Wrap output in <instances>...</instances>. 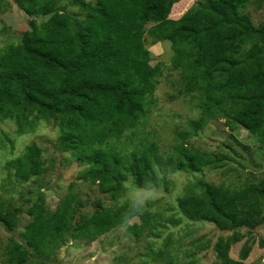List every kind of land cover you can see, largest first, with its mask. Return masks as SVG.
I'll return each mask as SVG.
<instances>
[{"label": "trees", "instance_id": "16d2710c", "mask_svg": "<svg viewBox=\"0 0 264 264\" xmlns=\"http://www.w3.org/2000/svg\"><path fill=\"white\" fill-rule=\"evenodd\" d=\"M55 1L13 0L26 15L48 19L0 53V117L15 121L18 136L33 132L38 121L52 122L61 148L87 165L78 177L97 185L111 201L129 178L139 189L158 188L170 172H201L222 161L184 144L167 156L147 141L126 154L109 147V141L128 132L127 139L137 137L152 104L162 72L160 65L150 64L147 38L152 44L170 42L171 69L181 77L179 94L198 101L200 116L189 121L181 137H192L221 118L228 127L234 123L260 137L264 147V20L252 23L245 11L248 0H198L183 14L188 0H70L82 19ZM171 12L180 17L171 19ZM41 152L35 144L26 146L7 162L6 171L20 182L44 174ZM73 199L68 193L51 212L39 194L27 209L31 220L20 232L22 242L11 241L3 264H48L69 234L94 240L134 216L129 203L112 209L100 201L91 213H78ZM178 207L189 219L220 230L253 229L263 219L264 178L240 189L193 184ZM20 210L0 206V225L15 230ZM239 240V235L217 240L214 250L223 264H238L228 252ZM163 254L159 250L154 261L173 264ZM248 254L242 247L241 260Z\"/></svg>", "mask_w": 264, "mask_h": 264}, {"label": "rangeland", "instance_id": "374dc122", "mask_svg": "<svg viewBox=\"0 0 264 264\" xmlns=\"http://www.w3.org/2000/svg\"><path fill=\"white\" fill-rule=\"evenodd\" d=\"M197 1L184 2L186 8H179H184L182 14ZM55 5L65 6L74 18L84 17L79 6L72 5L70 0H56ZM245 11L258 26L264 20V0H248ZM179 17L171 12V19ZM47 19L26 15L13 0H0V53L7 46L19 43L25 32ZM145 47L150 53V64L160 65L162 72L152 104L135 131L137 137L127 139L125 136H131L128 132L119 140L109 141V147L126 154L147 141L155 143L159 153L167 156L177 145L184 144L192 150L222 157L219 167L196 173L173 171L160 187L151 189H139L129 178L120 196L111 201L97 185L78 177L87 165L77 162L69 151L61 148L58 128L52 122L38 121L33 132L18 136L15 121L0 117V206L21 209L15 230L9 231L0 225V264L4 263L5 250L11 241L22 242L20 232L31 220L27 209L38 195H43L45 208L53 212L68 193H72L74 204H78V213H91L96 201H100L103 207L112 209L129 203L134 216L124 227H117L94 240L76 239L69 234L64 244L47 258L48 264H159L154 261L159 250L171 257L173 264H223L214 245L219 238L225 240L233 235H239L240 240L229 248L231 259L238 264H264V214L253 229L241 227L224 231L213 223L189 219L178 207V199L193 184L203 182L240 189L250 183H259L264 178V147H259L260 137L234 123L228 127L221 118L211 120L192 137H181L188 131L189 121L200 116L195 106L198 101L179 94L181 77L178 70L171 69L170 42L152 44L147 38ZM32 144L41 149L47 171L26 182L16 181L5 166ZM142 199L148 200L136 215L133 204ZM242 247L249 249L245 260L240 257Z\"/></svg>", "mask_w": 264, "mask_h": 264}, {"label": "clouds", "instance_id": "9594fccd", "mask_svg": "<svg viewBox=\"0 0 264 264\" xmlns=\"http://www.w3.org/2000/svg\"><path fill=\"white\" fill-rule=\"evenodd\" d=\"M150 199V198H149ZM148 199H142V200H140L138 203H134L133 204V208L135 209V214L137 215V214H139L142 210H143V208H144V205H145V203H146V201H147ZM128 226V225H127Z\"/></svg>", "mask_w": 264, "mask_h": 264}]
</instances>
